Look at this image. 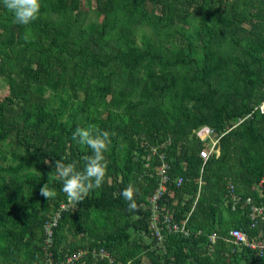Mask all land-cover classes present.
Instances as JSON below:
<instances>
[{
	"label": "trees",
	"instance_id": "16d2710c",
	"mask_svg": "<svg viewBox=\"0 0 264 264\" xmlns=\"http://www.w3.org/2000/svg\"><path fill=\"white\" fill-rule=\"evenodd\" d=\"M80 1L41 0L40 18L33 23L43 31L42 40L24 43L12 61L6 55L9 67L0 64V77L13 81L0 100V145L9 140L14 149L9 163L0 164V262L44 264L41 225L67 198L62 181L48 180L44 169L55 172L50 164L62 160L83 170V157L92 153L72 133L88 125L113 134L105 153L107 174L99 189L62 213L52 234L55 257L102 247L114 260L130 264H139L142 253L151 264H234L238 252L257 261L247 249L222 239L237 221L248 236L264 235V221L250 229L245 213L231 209L224 194L229 182L241 199L264 204V194L258 197L252 189L264 177V114L221 136L219 155L202 167L197 152L203 143L193 131L206 126L218 134L226 122L264 100V0H93L101 23L83 29L70 22ZM217 4L222 10H214ZM176 19L189 30L178 31L183 49L170 58L162 53L163 44ZM138 27L149 31L141 34L139 45L133 35ZM22 28L0 1V46L21 41ZM63 87L83 98L62 120L63 101L54 106L49 94ZM21 98L26 106L19 104ZM107 106L115 112L109 109L103 120L93 115ZM162 144L157 152L164 154L169 180L183 179L179 188L167 186L176 203L166 207L180 217L197 195L187 227L200 235L168 237L164 253H144L139 238L147 232L144 199L156 186L158 164L149 148ZM0 159H5L1 152ZM46 183L56 190L55 198L40 195ZM129 184L139 190L135 213L120 195ZM210 234L216 239L209 252Z\"/></svg>",
	"mask_w": 264,
	"mask_h": 264
},
{
	"label": "built area",
	"instance_id": "2783aa9c",
	"mask_svg": "<svg viewBox=\"0 0 264 264\" xmlns=\"http://www.w3.org/2000/svg\"><path fill=\"white\" fill-rule=\"evenodd\" d=\"M263 114L264 100L252 106L250 111L245 115L236 117L230 122H226L224 124L223 131L218 134L206 126H202L194 130L193 134L198 141L203 143L204 141L209 140V145L201 148L197 152V156L201 162V167L207 159L210 157L216 158L219 155L218 140L221 136L240 125L243 121L250 119L253 115ZM163 147L164 145L162 144L159 146H150L149 148L150 154L156 155L158 164L154 168L156 186L153 192L144 199L145 207L148 210L147 232L139 233L140 241L146 247L144 249V253H164V241L168 239V237L188 239L197 238L200 235V231L192 233L187 227L188 217L192 211L197 195L192 202L189 212L180 217H175L174 210L166 207V203L170 202L171 205H175L176 203L173 192L167 186L172 184L175 188H179L183 183V179L181 177H177L171 181L169 180L167 176L168 166L164 161V154L157 152ZM196 181L198 193L202 182L200 178ZM252 189L258 197H262L264 194V177H262ZM224 198L226 199L225 202L231 209L238 207L243 213H245L250 229L255 228L258 223L264 221V204H255L250 198L241 199L237 190L229 182H227L225 186ZM185 199V197L182 198L180 205H183V201ZM72 207H74V205L67 197L65 201L59 202L57 206L50 211L41 225L44 246V264H130V261L123 263L121 261L114 260L113 257L102 247L78 249L72 253H64L60 257H55L54 253L50 249L53 228L56 226L62 213L69 211ZM215 239L216 236L214 234H210L207 237V248L209 252L212 250V245L215 243ZM222 240L230 246L233 245L245 248L252 254L255 260L260 262L264 261V235L260 231H258L255 235L248 236L240 229L239 222L237 221L234 226L228 230L227 238H223ZM224 257H227V255L224 254L223 258ZM170 261H173V258H170ZM139 264L151 263L142 253ZM154 264H161V260H158Z\"/></svg>",
	"mask_w": 264,
	"mask_h": 264
},
{
	"label": "clouds",
	"instance_id": "9594fccd",
	"mask_svg": "<svg viewBox=\"0 0 264 264\" xmlns=\"http://www.w3.org/2000/svg\"><path fill=\"white\" fill-rule=\"evenodd\" d=\"M3 6L13 15L14 22L28 26L40 18L41 0H2ZM113 134L97 128L95 125L87 127H77L72 133V139L78 144L84 145L91 150V155L83 157L85 161L83 170H78L76 162H64L56 160L55 172L49 173L53 179L62 181V191L66 194L73 205L82 202L91 191L99 189L104 183L108 161L105 153L111 146V136ZM35 171V169H33ZM138 189L129 184L120 195L128 202V211L137 212L138 205L136 195ZM40 195L46 198H55L57 193L54 188H50L48 183L40 188Z\"/></svg>",
	"mask_w": 264,
	"mask_h": 264
},
{
	"label": "rangeland",
	"instance_id": "374dc122",
	"mask_svg": "<svg viewBox=\"0 0 264 264\" xmlns=\"http://www.w3.org/2000/svg\"><path fill=\"white\" fill-rule=\"evenodd\" d=\"M2 1V0H0ZM229 1V0H226ZM147 6H149L147 4ZM148 8V7H147ZM149 10V9H148ZM153 10V9H152ZM214 10H222V4H217L214 6ZM236 10H241L243 11L244 8L241 6H237ZM154 12L158 13V8H154L153 10ZM175 13H179L178 11H176ZM51 19H54L55 17L53 15L50 16ZM56 20V19H55ZM71 23H73V26H77L81 27L82 29L88 26H97L101 23V17L98 14V12L95 10V6H94V2L93 0H82L77 4V7L75 8V10L72 11V15H71ZM196 24H193V28H196ZM189 30V24L188 23H184L181 19H176L173 21L171 28H170V32H169V36L167 37V41L166 43H164V49H163V54L167 57L173 58L178 52H181L183 49V46H181L179 44V41L181 40V35L179 32H184ZM179 31V32H178ZM141 34H145L146 36L149 35V31L145 28V27H138L134 30L133 35L135 38L136 43L139 45L140 41H141ZM42 35H43V31L38 29L36 26V23H33L29 26H23V28L21 29V34H20V39L21 41H18L16 44H14L12 47L9 48H2L0 46V64L3 65V67H9V62L12 61L11 58H13V56H15L16 54V50H19L20 47L22 45H24V43H27L30 40H42ZM24 41V42H22ZM41 45H44V41L40 42ZM10 56V61H5V57ZM12 79L8 78L7 76H2L0 77V100H2L5 96L8 95V91H9V85L12 84ZM50 97L52 96L53 101H55V103L53 104L54 106H58L60 103L59 101L62 100L63 101V112H62V116L61 119L63 120L68 112L70 110L73 109L75 101H80L82 100L83 96L80 93H76V96H72L71 95V91L70 89H68L67 87H63L61 90H59L57 93L55 94H49ZM22 99V98H21ZM20 99V100H21ZM25 99L23 98L19 104L26 106V104H24L23 102ZM4 108H8L7 105H3ZM111 109V107L107 106V107H102V108H97L95 109V111H93V115L97 116L98 118H100L101 120H103L105 118L106 112ZM112 112H115L111 109ZM19 118L17 115H13L12 116V120L17 121ZM209 145V140H206L203 142V147H207ZM11 151H14L12 145L9 143V140H5L1 145H0V152L5 155V159H0V164L1 165H6L9 163V153ZM46 165V163H44V166ZM44 172L46 173L48 180L52 179L51 176H49V173L53 172V170H51L49 167H45ZM54 173V172H53ZM220 216L221 219H226L227 218V214L224 211V209H220ZM72 239V238H71ZM72 240H76L72 239ZM238 262H235V264H237ZM0 264H3L0 262ZM17 264H25L23 261L18 262Z\"/></svg>",
	"mask_w": 264,
	"mask_h": 264
},
{
	"label": "crops",
	"instance_id": "0c3cea01",
	"mask_svg": "<svg viewBox=\"0 0 264 264\" xmlns=\"http://www.w3.org/2000/svg\"><path fill=\"white\" fill-rule=\"evenodd\" d=\"M228 245V244H227ZM239 255V252L238 254L236 255L237 257L234 259L235 262H238L237 264H264V262H258V261H249L247 260L244 256H238ZM235 264V263H234Z\"/></svg>",
	"mask_w": 264,
	"mask_h": 264
}]
</instances>
